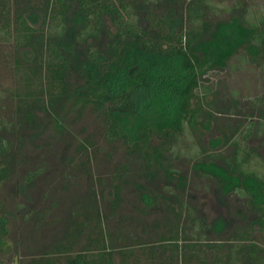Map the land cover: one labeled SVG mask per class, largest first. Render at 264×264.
I'll return each instance as SVG.
<instances>
[{
  "label": "trees",
  "instance_id": "trees-1",
  "mask_svg": "<svg viewBox=\"0 0 264 264\" xmlns=\"http://www.w3.org/2000/svg\"><path fill=\"white\" fill-rule=\"evenodd\" d=\"M239 8L249 6L235 0L229 10ZM212 11L209 0H73V6L70 0H0V60L15 78L13 86L0 85V183L11 178L16 158L9 135L40 129L39 112L51 117L54 128H62L60 113L69 103L90 106L98 115L108 156L117 144L128 154L109 174L114 187L109 206L98 210L91 188L83 201L70 204L60 235L19 264H117V254L118 264H264V214L227 240L209 238V233L225 232L224 219L210 225L191 212L187 224L161 227L120 215L114 231L106 226L123 200L122 181L132 165L153 174L165 154L181 158L188 148L186 125L193 127L204 115L214 117L197 93L203 76L225 69L242 47L264 58V13L257 24L214 20ZM253 126V121L222 123V138L207 148L216 150L222 140L233 147L232 158L201 147L194 153V168L214 179L223 194L235 191L264 208V159L247 144ZM94 144L90 136L79 142L67 169L91 176L85 167ZM40 172H29L26 180ZM166 172L172 181L180 177L176 169ZM94 181L101 182L99 177ZM147 189L140 196L142 214L158 200V189ZM46 213L30 209L23 220L31 222V230L43 228ZM12 214L0 201V264L10 261L2 253L18 252L8 239ZM150 232H158L156 241L148 239ZM113 237L117 250L110 246Z\"/></svg>",
  "mask_w": 264,
  "mask_h": 264
},
{
  "label": "rangeland",
  "instance_id": "rangeland-1",
  "mask_svg": "<svg viewBox=\"0 0 264 264\" xmlns=\"http://www.w3.org/2000/svg\"><path fill=\"white\" fill-rule=\"evenodd\" d=\"M234 1L209 0L215 6V12H211L214 20L247 19L259 24L264 13V0H245L249 8L231 11L229 9L233 7ZM70 3L73 6V0H70ZM8 70L9 67L0 60V85L13 86L15 83V78L10 76ZM197 93L202 100L203 108L212 113L215 120L204 115L198 117V122L193 127L186 125L184 128L186 133L184 144L188 146L186 154L181 155V158L165 154L161 162L156 163L153 174L142 172L136 162L132 165L129 174L122 181L123 200L112 217L108 215L109 219L106 221L110 232L116 229V220L120 215L133 217L135 220L139 218L141 224L159 222L162 227L177 222L187 224L189 221L187 212H191L194 217L210 225L216 219H224L225 232L209 233V238L220 237L227 240L236 238L234 233L237 229H243L250 220L264 214V208H258L251 198L238 195L235 191L223 194L217 188L214 179L207 178L194 168L197 161L194 153L201 147H209L210 141L222 138L219 126L222 123L232 125L239 120L243 126L249 121L254 122L252 136L247 144L264 159V116L260 114L264 113V107L260 106L261 103L264 105L262 54L257 57L251 56L246 53L245 47L240 48L229 59L225 69L210 70L203 76ZM260 98L261 102H255ZM60 115L63 119L60 129L54 128L51 117L39 112L36 118L40 121V129L22 128L19 132L9 135L16 158L11 178L0 183V201L13 212L9 218L8 239L17 244L18 252L2 253L3 257H9L10 261L7 264H19L20 259H27L37 249L58 237L62 232L70 204L74 201H83V195L91 188L96 193L97 209L105 210L114 197L113 182L108 179L109 174L113 173L117 165L128 160V154L122 144H117L115 151L112 150L113 155L108 156L110 151L103 138V127L98 115L90 106L69 103ZM89 136L93 138L95 144L89 149L90 162L85 169L89 170L94 180L95 177H99L101 182L98 184L91 179L89 173L81 169H67L66 165L70 157H76L77 144ZM220 142L216 145V150L207 148L209 152H222L232 158L233 147L223 144L222 140ZM190 145L194 146L195 151L189 147ZM205 157L207 158V155ZM38 169L41 171L40 174L28 182L26 180L28 173ZM170 169L178 170L180 177L170 180L166 174ZM146 186L150 187L149 192L152 187L158 189H156L158 200L146 214H142L143 202L140 196L148 190ZM30 209L47 211L45 216L47 226L31 230V222L23 220L24 214ZM130 228L131 225L128 226V229ZM140 228L138 233L141 231ZM158 232H150L148 239L156 241ZM80 241L84 242L85 239L81 238ZM118 243L116 237L110 239V246L115 250ZM120 259L117 254V264Z\"/></svg>",
  "mask_w": 264,
  "mask_h": 264
}]
</instances>
